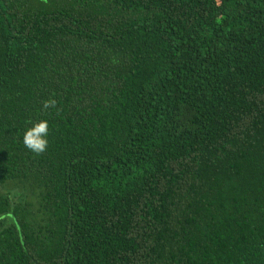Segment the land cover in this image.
Listing matches in <instances>:
<instances>
[{"label": "trees", "instance_id": "16d2710c", "mask_svg": "<svg viewBox=\"0 0 264 264\" xmlns=\"http://www.w3.org/2000/svg\"><path fill=\"white\" fill-rule=\"evenodd\" d=\"M0 264H264V0H0Z\"/></svg>", "mask_w": 264, "mask_h": 264}, {"label": "clouds", "instance_id": "9594fccd", "mask_svg": "<svg viewBox=\"0 0 264 264\" xmlns=\"http://www.w3.org/2000/svg\"><path fill=\"white\" fill-rule=\"evenodd\" d=\"M57 101L55 99L45 100L43 110L47 111L50 108H55ZM49 121L47 119H41L32 123L23 133V144L31 152L36 155H42L49 145Z\"/></svg>", "mask_w": 264, "mask_h": 264}]
</instances>
